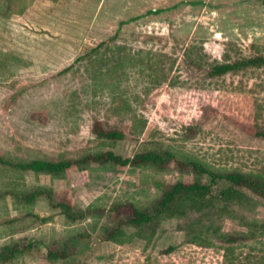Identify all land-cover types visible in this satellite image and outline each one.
<instances>
[{"label":"rangeland","instance_id":"obj_1","mask_svg":"<svg viewBox=\"0 0 264 264\" xmlns=\"http://www.w3.org/2000/svg\"><path fill=\"white\" fill-rule=\"evenodd\" d=\"M257 54L264 0H0V157L174 153L161 168L93 162L60 175L0 163V249L31 243L4 264H264V197L226 179L205 202L127 222L134 208L155 214L167 185L207 182L193 161L264 179V68L207 75ZM100 125L126 137H100ZM37 189L33 202L19 196Z\"/></svg>","mask_w":264,"mask_h":264},{"label":"trees","instance_id":"obj_2","mask_svg":"<svg viewBox=\"0 0 264 264\" xmlns=\"http://www.w3.org/2000/svg\"><path fill=\"white\" fill-rule=\"evenodd\" d=\"M162 9L151 10V13H158ZM264 68V54H257L252 56L238 57L232 60L218 61L210 64L207 69V75L210 77L222 76L228 73L239 72L249 68ZM101 126V125H100ZM97 126L95 131L100 137L110 139H124L125 133L118 129L105 128ZM258 135H264V132H257ZM174 157V153L170 150H156L150 149L137 152L132 157H124L112 150L100 151L98 153H89L75 159L61 158L57 160H43V159H29L26 162H14L0 157V163L13 166L21 170H29L35 173H48L51 175H60L63 171L72 166L84 167L90 163L96 162L99 164L127 166V165H149L152 167L161 168L167 161ZM192 167L198 174L209 175L207 182H202L200 177L194 181L186 183L184 181H177L165 187L164 195L159 200L155 214H148L139 208H134L131 214L128 215L127 222L134 226H141L145 223L152 222L161 212L173 210L179 202H186L188 205H196L197 203L206 201V196L210 193L212 186L217 179H226L235 185L245 186L257 194L264 197V179L252 173H244L238 170L226 171L224 173L215 172L207 168L204 164L193 161ZM42 189L33 190L29 193H21L19 196L23 197L26 202H33V200L41 194ZM237 193V190L228 188L222 192L224 199L228 200L232 194ZM55 207L61 211L72 221H76L82 217V210L75 208L72 204L59 201L54 204ZM77 212H76V211ZM80 211V213L78 212ZM116 211H119L116 208ZM44 219V218H43ZM122 231L121 226L117 225L111 230H108L107 239L115 240V233ZM234 239V237H231ZM31 247V243L26 246H20L18 243L0 249V264H4L19 254ZM52 257H59L58 252L50 250Z\"/></svg>","mask_w":264,"mask_h":264}]
</instances>
